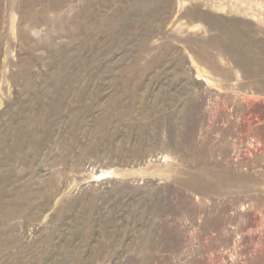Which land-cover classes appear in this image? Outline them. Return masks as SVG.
<instances>
[{
	"label": "rangeland",
	"instance_id": "374dc122",
	"mask_svg": "<svg viewBox=\"0 0 264 264\" xmlns=\"http://www.w3.org/2000/svg\"><path fill=\"white\" fill-rule=\"evenodd\" d=\"M0 264H264V0H0Z\"/></svg>",
	"mask_w": 264,
	"mask_h": 264
}]
</instances>
